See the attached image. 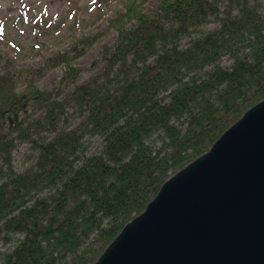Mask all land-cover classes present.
Segmentation results:
<instances>
[{
    "label": "trees",
    "instance_id": "1",
    "mask_svg": "<svg viewBox=\"0 0 264 264\" xmlns=\"http://www.w3.org/2000/svg\"><path fill=\"white\" fill-rule=\"evenodd\" d=\"M119 2L106 19L117 39L105 68L84 83L75 62L103 33L70 35V48L38 68L18 69L0 51V245L11 246L0 264H94L171 176L264 100L259 1L159 0L152 15L140 0ZM107 3L98 0L97 19ZM60 67L57 86H37ZM31 103L44 113L24 127L15 117ZM14 133L39 151L24 173Z\"/></svg>",
    "mask_w": 264,
    "mask_h": 264
},
{
    "label": "water",
    "instance_id": "2",
    "mask_svg": "<svg viewBox=\"0 0 264 264\" xmlns=\"http://www.w3.org/2000/svg\"><path fill=\"white\" fill-rule=\"evenodd\" d=\"M94 264H264V100L170 177Z\"/></svg>",
    "mask_w": 264,
    "mask_h": 264
},
{
    "label": "rangeland",
    "instance_id": "3",
    "mask_svg": "<svg viewBox=\"0 0 264 264\" xmlns=\"http://www.w3.org/2000/svg\"><path fill=\"white\" fill-rule=\"evenodd\" d=\"M140 1L149 15L159 8V0ZM257 1L264 5V0ZM97 5L98 0H0V51L18 69L38 68L49 57L70 48V35L103 33V38L75 62L83 71L79 83H84L103 71L106 65L102 58L104 50L112 48L117 39L116 32L109 30L106 19L120 8L119 0H108L99 19ZM78 22L80 24L74 27ZM217 27V24H212L205 27L203 32L213 31ZM231 64L227 59L222 62L224 67H230ZM63 73L64 67L54 69L38 81L37 86L42 90H51L58 85ZM17 77V92H26L28 86L25 79ZM43 113L35 103H31L27 113L20 116L18 121L27 127L29 123L41 118ZM82 121L77 116L72 118L71 128H76ZM14 141V170L24 173L36 164L39 151L30 139H25L20 133H14ZM10 247L1 244L0 252Z\"/></svg>",
    "mask_w": 264,
    "mask_h": 264
}]
</instances>
